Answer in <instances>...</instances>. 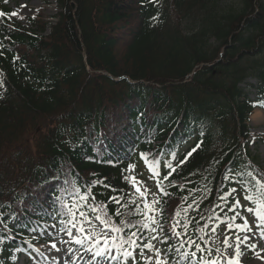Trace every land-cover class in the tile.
<instances>
[{"label":"trees","instance_id":"trees-1","mask_svg":"<svg viewBox=\"0 0 264 264\" xmlns=\"http://www.w3.org/2000/svg\"><path fill=\"white\" fill-rule=\"evenodd\" d=\"M8 3L0 0V12L12 13ZM56 6L55 23L32 19L34 31L12 26L11 15L0 17V264H15L46 224L62 227L51 218L55 177L66 173L89 184L106 178L128 192L129 164L132 175L137 164L149 172L141 152L177 155L191 140L187 154L203 143L165 182L170 195L156 188L166 229L179 209L191 224L188 235L208 247L197 232L215 222L206 217L241 213L228 210L231 198L219 199L240 187L235 176L224 179L228 170L244 172L245 181L248 171L264 180L248 151L246 125L254 108L264 109V0H56ZM249 78L258 81L255 101L240 86ZM92 191L98 201L114 195L102 186ZM117 207L109 204V211ZM153 243L162 251L168 246ZM169 243L178 246L176 239ZM188 250L186 244L181 251ZM170 260L184 264L179 253Z\"/></svg>","mask_w":264,"mask_h":264},{"label":"snow or ice","instance_id":"snow-or-ice-1","mask_svg":"<svg viewBox=\"0 0 264 264\" xmlns=\"http://www.w3.org/2000/svg\"><path fill=\"white\" fill-rule=\"evenodd\" d=\"M150 2L155 4L157 0H150ZM8 15L15 16L18 13L0 12V17ZM259 106L264 107V104ZM202 143L203 141L198 143L196 148H199ZM196 148H193L184 160L175 165L172 163L176 155L174 152L170 153L172 160H168L166 157L150 158L148 153H140V158L151 173L150 178L156 180V186L161 196L170 195L165 182L180 165L187 161ZM131 154L132 150L121 159L128 160ZM134 168V164H129L128 168L123 170L129 173L124 177L131 189L128 192L123 189L111 188L110 185L103 182L106 178L94 179L89 184L88 182L82 183L79 176L70 177L66 173L55 177L59 180V184L54 197V208L51 209L54 215L51 218L62 225L60 231L68 237L67 240L61 242L74 243L84 249L92 264H179L178 261L170 260V256L174 252L181 255L184 264H218L220 255L225 257L227 264H234V262L240 264V258L243 255L241 246L249 249L256 247L249 243L253 235L256 234V230H259V236L261 240H264V180L258 179L253 172L246 173L250 178L246 181L243 179L245 173L237 171L235 168H230L228 174L225 175L224 179L226 180H231L235 176L236 183L240 185V188L238 190L237 187H231L230 190H223L219 199L227 202L231 198L233 202L228 205V210L235 212L236 209L243 208L246 215L242 223L237 222L240 218L239 213L230 216L227 220H222L218 215L206 217V219L219 221L226 225L223 237L224 252L222 253L220 248H216L217 259H208L207 257L212 256L213 249L202 247L201 243H197L188 235L191 224L189 220L182 221L180 219L179 209L175 212V219L172 221L171 227L166 229L167 222L163 216L165 211L163 202L157 198L155 193L151 192L144 181L131 174ZM162 168L167 169V174L163 175L161 179ZM97 186L110 188L114 195L110 196L107 201H98L92 191ZM241 192L247 206L242 205L240 199L236 198ZM183 199L186 202L188 198L184 197ZM113 203L119 207L110 212L109 204ZM191 207L192 205H188L184 211L187 212ZM197 211H199L198 208ZM117 217L120 219L117 220ZM51 227L55 228L56 224ZM208 227L205 224L197 229V232L207 235L205 229ZM218 227L219 224L212 227L211 231L215 233ZM229 233L234 235H229ZM51 235L55 237L56 234L51 233ZM198 238L201 242L206 243L204 236ZM172 239L178 241V246L169 243ZM153 241L168 246L162 251L156 247ZM186 244L189 250L182 252L181 250ZM52 248L56 249L55 242L52 243ZM229 248L233 249L234 256L227 254Z\"/></svg>","mask_w":264,"mask_h":264},{"label":"rangeland","instance_id":"rangeland-1","mask_svg":"<svg viewBox=\"0 0 264 264\" xmlns=\"http://www.w3.org/2000/svg\"><path fill=\"white\" fill-rule=\"evenodd\" d=\"M10 8L18 13V15L10 18V24L20 26L28 31L36 30L30 22V19H38L54 24L56 21L55 17L58 13L56 0H10ZM248 83L251 85L256 84L255 81H249ZM246 90L249 96L254 99L256 96L255 91L253 89ZM260 114L263 118L262 123H255L251 121V119H249L247 123L251 135L248 142L249 151L254 157L256 166L264 172V113L260 112ZM243 205L247 206L246 203H243ZM245 215V212H243L240 217L241 222H243ZM215 226L216 225H213L207 229L206 232L208 234L205 235L206 242L211 248H220L223 253V237L226 227L219 225L216 232L213 233L211 228ZM51 233H55V237H53ZM229 235L234 234L229 233ZM67 239L68 237L66 234L58 231L57 227L52 228L49 226L45 235L39 238L37 243L30 245L29 250L21 255L17 264H92L88 256L82 255V248H79L74 243L65 244L61 242ZM53 242L56 243V249L52 248ZM249 243L256 245V247L249 249L248 247L241 246L243 255L240 258V264L264 262V240H261L259 230H256V234L253 235ZM57 249H59V251H57ZM227 254L229 256H234L233 249H227ZM218 264H227V260L223 255H220Z\"/></svg>","mask_w":264,"mask_h":264},{"label":"bare ground","instance_id":"bare-ground-1","mask_svg":"<svg viewBox=\"0 0 264 264\" xmlns=\"http://www.w3.org/2000/svg\"><path fill=\"white\" fill-rule=\"evenodd\" d=\"M250 119H251V121H253V122H255V123H258V124H260V123L263 122V118H262V116H261V114H260L259 111H255V112L253 113V115L250 117ZM81 253H82V255L88 256V258H89L88 253H86V252L84 251V249H81ZM251 264H264V262H261V261H260V262H253V263H251Z\"/></svg>","mask_w":264,"mask_h":264}]
</instances>
